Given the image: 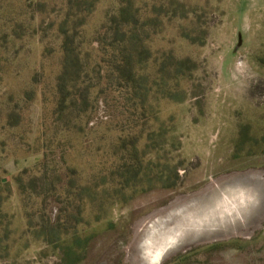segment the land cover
I'll list each match as a JSON object with an SVG mask.
<instances>
[{
    "label": "rangeland",
    "instance_id": "rangeland-1",
    "mask_svg": "<svg viewBox=\"0 0 264 264\" xmlns=\"http://www.w3.org/2000/svg\"><path fill=\"white\" fill-rule=\"evenodd\" d=\"M68 1L0 0V264H264V0H133L150 49L143 74L153 82L164 60L172 76L173 57L191 70L154 86L148 126L164 121L167 145L147 153L137 187L121 194L98 175L111 166L117 124L98 87L87 116L74 112L45 134L63 28L80 25L72 40L92 70L123 4L94 0L72 23ZM160 156L166 176L178 166L172 186L147 167ZM66 173L99 192L82 216ZM50 214L68 232L55 243L40 235Z\"/></svg>",
    "mask_w": 264,
    "mask_h": 264
},
{
    "label": "trees",
    "instance_id": "trees-1",
    "mask_svg": "<svg viewBox=\"0 0 264 264\" xmlns=\"http://www.w3.org/2000/svg\"><path fill=\"white\" fill-rule=\"evenodd\" d=\"M93 3L94 0H69L66 13L67 22L71 21L73 23L76 18L80 17L81 13L86 11L85 7L93 5ZM78 26L80 25H74L73 23L70 29L63 28L62 30L64 40L62 43L61 69L56 78V104L50 114L52 115V124L48 125L46 122L44 124L45 134L53 130V127L64 117L68 118H65V121H71L69 117L74 112L77 114L76 118L82 119V117L87 116L92 108L90 101L91 88L98 87L106 109L109 111V116L117 123L109 153L112 158L110 161L111 166L107 168V165L103 162L100 167L101 172L98 175L110 176L116 192L121 194L124 190L137 187V180L143 175L142 168L147 153L156 152L160 155L167 145L165 122L159 120V118H153L156 125L151 126V128L148 126L150 121L148 113L151 111L149 98L154 86L162 83L166 84V79L176 81L179 77L185 76L187 71L191 69L184 70L183 66L189 65L191 60H178L173 57L174 74L166 77V75H163L165 67L163 58V62L159 64L158 77H155L153 82H151V74H143L146 69L144 63L149 58L146 55L150 53V49L142 39L139 9L133 0H123L119 14L111 18L109 23L105 25V31L99 39L101 46L98 61L92 66V70H88L87 65L83 62L81 50L74 47L72 32ZM109 33H113L111 39L108 38ZM92 74H94L93 77L98 83L85 85L87 77H91ZM91 80H93L92 77ZM165 96L170 97L169 94ZM126 119L129 121L128 124H126ZM70 130L68 129V131ZM146 131H149L147 136L145 135ZM155 138H158L159 141L150 144ZM142 140H146L143 147L141 146ZM59 144L61 145H58V149L62 153V162L67 161L66 145L60 142ZM83 145H86V142H83ZM46 160L47 157L43 159L40 165L44 166ZM162 161L163 158L160 156L159 161H150L147 163V167L152 165L154 168H159L158 183L162 186H172L175 184H172L173 176L176 180L180 179L178 166L174 167L173 176H166L168 164ZM43 166L40 167L44 168ZM72 167L74 166L68 165V171L76 173V168ZM66 177L71 178L66 185L79 189L80 200H76L78 203L76 209L79 210L78 214L82 216L83 203L86 197H91L94 203H97L96 194L99 192L85 184H77L73 176L70 177L67 173ZM17 180L22 182V175L18 176ZM100 192L107 191L102 190ZM60 221V217L53 216V214H50L48 219L43 221L40 226V235L44 241L55 243L60 241L61 234H68L66 231L63 232L64 225L61 226Z\"/></svg>",
    "mask_w": 264,
    "mask_h": 264
}]
</instances>
